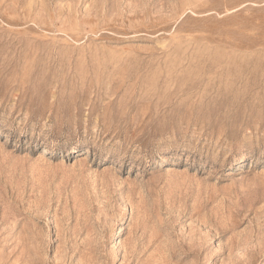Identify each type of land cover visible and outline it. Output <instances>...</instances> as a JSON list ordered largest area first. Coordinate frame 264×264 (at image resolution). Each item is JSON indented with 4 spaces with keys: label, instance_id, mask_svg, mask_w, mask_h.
<instances>
[{
    "label": "rangeland",
    "instance_id": "obj_1",
    "mask_svg": "<svg viewBox=\"0 0 264 264\" xmlns=\"http://www.w3.org/2000/svg\"><path fill=\"white\" fill-rule=\"evenodd\" d=\"M0 264H264V0H0Z\"/></svg>",
    "mask_w": 264,
    "mask_h": 264
},
{
    "label": "bare ground",
    "instance_id": "obj_2",
    "mask_svg": "<svg viewBox=\"0 0 264 264\" xmlns=\"http://www.w3.org/2000/svg\"><path fill=\"white\" fill-rule=\"evenodd\" d=\"M74 148H75V147H74ZM160 155H161V154H160ZM250 155H251V154L249 153L248 156H250ZM244 156H246V155H244Z\"/></svg>",
    "mask_w": 264,
    "mask_h": 264
}]
</instances>
